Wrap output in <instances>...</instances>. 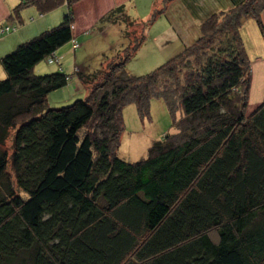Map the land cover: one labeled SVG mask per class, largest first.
I'll list each match as a JSON object with an SVG mask.
<instances>
[{
	"label": "trees",
	"instance_id": "trees-1",
	"mask_svg": "<svg viewBox=\"0 0 264 264\" xmlns=\"http://www.w3.org/2000/svg\"><path fill=\"white\" fill-rule=\"evenodd\" d=\"M78 1L19 0L12 9L21 24L22 9L65 8L57 25L0 58V264H264V93L248 112L243 37L253 19L264 39V0L205 13L192 43L135 75L126 64L153 11L131 45L92 73L80 68L84 98L51 107L48 95L70 74L36 68L59 66L55 52L76 42ZM124 12L117 6L103 20L123 29L135 21ZM155 98L169 130L146 157L120 158L124 108L150 118Z\"/></svg>",
	"mask_w": 264,
	"mask_h": 264
},
{
	"label": "rangeland",
	"instance_id": "rangeland-1",
	"mask_svg": "<svg viewBox=\"0 0 264 264\" xmlns=\"http://www.w3.org/2000/svg\"><path fill=\"white\" fill-rule=\"evenodd\" d=\"M172 1L165 3L164 0H158L154 8L148 14L145 19L133 18L135 21H130L128 24L124 25L122 31L124 34L122 36L123 45L116 48L122 49L132 44L134 37L139 36L143 31V21H146L152 14L153 11H158V17L156 20L166 13ZM114 9V8H113ZM111 9V10H113ZM229 9V8H228ZM110 10V11H111ZM126 14H128L125 12ZM132 18L130 15H128ZM57 25V24H56ZM185 27L187 28L188 34L186 35L189 38V35L194 36L193 41L199 36V24L197 29L192 28L190 23H186ZM6 28V27H5ZM5 28L0 30V33L5 32ZM15 30V27L10 26L6 32H11ZM243 31L245 36H249L247 40L250 47V52H248L249 58L251 59V85L249 89V99H248V108L247 111L251 112L263 99L264 93V39L259 32V29L253 19H248L243 26ZM258 35L259 38L258 39ZM146 41L137 51L135 57L131 59L127 64L126 68L129 72L135 75L145 74L155 69L157 66L162 64L170 56H165L162 54L159 49L155 46V40L152 38V33L149 34ZM116 36L109 35H100V37H95L90 35V40L85 39V43L79 42V45L75 46L73 41V49L77 48L73 54L68 46V43L63 47L65 49H59L60 52L64 50L67 51L66 59L58 65L47 64L45 61H41L37 65L36 74L51 73L56 70H62L70 74V79L67 86H64L61 89L51 92L48 95V105L51 107H61L62 105H69L73 103L77 98H84L86 93V88L78 79L77 73L80 68L76 65H81L82 69L85 70V73H92L96 69L102 67L101 63L104 60L106 55H110L116 50L109 49V44L117 43ZM244 37V36H243ZM192 41V42H193ZM70 43V42H69ZM77 43V42H75ZM78 44V43H77ZM247 47V45H246ZM248 50V49H247ZM262 55L261 60H258L257 55ZM105 55V56H104ZM56 57V55H55ZM110 57V56H109ZM56 61H60V58L56 57ZM66 61V62H65ZM107 62H103L105 65ZM76 64L75 66H73ZM55 66L56 70H45L46 67ZM45 67V68H44ZM40 68L43 70L39 71ZM76 77L75 79H73ZM72 82V83H71ZM76 85V87H75ZM78 89L76 91L75 89ZM85 92V93H84ZM125 128L120 136V143L117 149V154L120 158L127 161H136L141 158L146 157L147 149L151 143L155 140H158L163 136V133L169 130L171 124L170 115L167 112L165 102L162 99H153L150 106V118H144L143 120L139 117L136 107L134 105H128L124 108L123 112ZM173 132V130H171ZM9 143V141H8Z\"/></svg>",
	"mask_w": 264,
	"mask_h": 264
},
{
	"label": "crops",
	"instance_id": "crops-1",
	"mask_svg": "<svg viewBox=\"0 0 264 264\" xmlns=\"http://www.w3.org/2000/svg\"><path fill=\"white\" fill-rule=\"evenodd\" d=\"M18 1L19 0H0V30L5 27H15V30H12L9 33L6 31L0 33V58L6 53L12 51L19 43L58 24L61 21L65 10L64 6H60L47 13L40 14L35 7H28L22 9L20 13L22 23L16 24L11 13L13 7ZM157 2L158 0H80L72 7L74 17V39L79 45V42L83 41L82 43H85L86 38L88 39L86 41H89L90 35H94L95 37H100V35H106L107 37L108 34L113 35L116 36L117 43L114 45L111 43L108 44L110 52L111 50H116L118 45H123L121 35L122 25L107 23L103 20V17L111 9L123 5L126 12L132 18L135 17L140 20L145 19ZM230 6L231 0H173L166 13L153 23L149 30L148 37H150L149 34L152 33V38L155 40V46H158L157 48L159 51L165 56H171L181 50L184 45L192 43L194 39V36L192 38L191 35H189V38L186 37L188 31L185 24L187 22L191 24L192 28L197 29V25L205 13L214 10H225ZM262 21L264 23V10L262 12ZM243 36L248 52H250V47L247 43L249 36H245L244 31ZM258 39H260L259 35ZM67 47L73 54L77 49H73L71 42L68 43ZM55 55L60 58L59 62L62 66V62L66 59L67 51L64 50L63 52H60L58 49L55 52ZM256 58L261 60L262 55L258 54ZM75 65L76 64L73 66ZM76 66L82 68L81 65ZM55 68V66L46 67L45 70H56ZM41 70L43 69L40 68L39 71ZM4 76L5 72L0 59V79ZM75 78L76 77L73 79ZM75 90L78 91L77 88Z\"/></svg>",
	"mask_w": 264,
	"mask_h": 264
},
{
	"label": "built area",
	"instance_id": "built-area-1",
	"mask_svg": "<svg viewBox=\"0 0 264 264\" xmlns=\"http://www.w3.org/2000/svg\"><path fill=\"white\" fill-rule=\"evenodd\" d=\"M6 30H8V27L5 28V31H6ZM74 44H75V46H77V43L74 42Z\"/></svg>",
	"mask_w": 264,
	"mask_h": 264
}]
</instances>
